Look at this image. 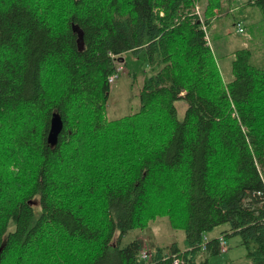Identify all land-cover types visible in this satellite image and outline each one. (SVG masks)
Listing matches in <instances>:
<instances>
[{
    "label": "trees",
    "instance_id": "16d2710c",
    "mask_svg": "<svg viewBox=\"0 0 264 264\" xmlns=\"http://www.w3.org/2000/svg\"><path fill=\"white\" fill-rule=\"evenodd\" d=\"M196 1L0 0V264H208L219 234L264 264V67L238 48L224 72L202 25L230 0ZM115 60L143 80L108 119ZM157 217L183 249L123 243Z\"/></svg>",
    "mask_w": 264,
    "mask_h": 264
},
{
    "label": "rangeland",
    "instance_id": "374dc122",
    "mask_svg": "<svg viewBox=\"0 0 264 264\" xmlns=\"http://www.w3.org/2000/svg\"><path fill=\"white\" fill-rule=\"evenodd\" d=\"M244 2L245 0H230L227 4V1H224L222 12L217 9L219 14L214 16L206 27L209 45L214 49L224 72L230 69V57L226 56L227 52L238 48L249 49L250 62L257 67H264V14L256 5ZM195 7L198 13L202 14L205 0L196 1ZM237 22L241 24L243 31L236 30ZM115 65L120 70L115 80L110 83L104 109L108 119L121 117L139 108V91L143 80L142 75H138L135 79L129 76L125 69L121 68V61L115 60ZM174 104L178 117L182 118L186 103L178 99ZM36 201L34 199L33 203L36 204ZM226 228L227 225L223 224L213 229L208 235L217 236ZM135 237L139 238L142 246H146L150 251H153L157 245L169 247L174 243L180 249H183L185 245L184 229L172 227L166 217L151 220L143 230L133 229L127 232L123 236V243ZM225 239V250L208 256V264H252L246 256V249L238 235L230 234ZM196 258L199 261L203 256L198 255Z\"/></svg>",
    "mask_w": 264,
    "mask_h": 264
},
{
    "label": "water",
    "instance_id": "95a60500",
    "mask_svg": "<svg viewBox=\"0 0 264 264\" xmlns=\"http://www.w3.org/2000/svg\"><path fill=\"white\" fill-rule=\"evenodd\" d=\"M63 126V121L60 114L56 111L51 113L49 120V128L46 135L47 143L51 146L55 145L58 140V134L60 133Z\"/></svg>",
    "mask_w": 264,
    "mask_h": 264
},
{
    "label": "built area",
    "instance_id": "2783aa9c",
    "mask_svg": "<svg viewBox=\"0 0 264 264\" xmlns=\"http://www.w3.org/2000/svg\"><path fill=\"white\" fill-rule=\"evenodd\" d=\"M195 9H196V7H195ZM196 12L198 13V11H197V9H196ZM215 12H217V10H215ZM199 14V13H198ZM200 16H202V14H199ZM202 28L205 30V37L206 38H208V35L206 34V26L205 25H202ZM121 66V65H120ZM122 68V67H121ZM115 71L112 73V74H110L109 76H108V82L109 83H112L114 80H115V78L117 77V75H118V71L120 70L119 68H117V66H115ZM203 239H204V242L205 241H207V237L206 236H204L203 237ZM226 240H225V238H224V236L222 235V234H219L218 235V248H219V250L221 251L222 249H223V243L225 242ZM202 248H204V245H202L201 246ZM140 256L142 257V258H147V257H149V252H148V249H146V248H143V249H141V251H140ZM179 262V259L177 258V257H175V258H173V264H176V263H178Z\"/></svg>",
    "mask_w": 264,
    "mask_h": 264
},
{
    "label": "bare ground",
    "instance_id": "6f19581e",
    "mask_svg": "<svg viewBox=\"0 0 264 264\" xmlns=\"http://www.w3.org/2000/svg\"><path fill=\"white\" fill-rule=\"evenodd\" d=\"M207 40H208V38H206ZM208 42H209V40H208ZM209 44H210V42H209ZM211 46V45H210ZM212 47V46H211ZM223 249H222V251L225 249V242L223 243Z\"/></svg>",
    "mask_w": 264,
    "mask_h": 264
}]
</instances>
